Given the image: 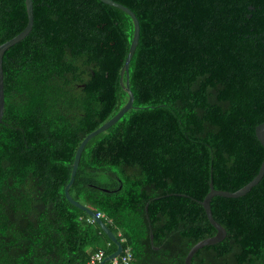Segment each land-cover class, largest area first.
Listing matches in <instances>:
<instances>
[{
	"label": "trees",
	"instance_id": "trees-1",
	"mask_svg": "<svg viewBox=\"0 0 264 264\" xmlns=\"http://www.w3.org/2000/svg\"><path fill=\"white\" fill-rule=\"evenodd\" d=\"M115 1L140 26L133 107L86 143L69 192L106 216L129 264H184L216 233L200 203L209 181L234 191L264 157V0ZM32 6L30 32L2 58L0 264H86L116 245L64 187L82 138L127 100L119 73L133 22L101 0ZM26 21L24 0H0V43ZM210 208L226 235L191 264H264V174Z\"/></svg>",
	"mask_w": 264,
	"mask_h": 264
},
{
	"label": "water",
	"instance_id": "water-1",
	"mask_svg": "<svg viewBox=\"0 0 264 264\" xmlns=\"http://www.w3.org/2000/svg\"><path fill=\"white\" fill-rule=\"evenodd\" d=\"M25 1V9H26V16H27V21L26 25L24 28L18 32L16 35L12 36L11 38L7 39L6 41L0 43V122L2 120V115H3V109H4V84H3V68H2V58L4 55V52L8 47L11 45L19 42L21 39H23L31 30L32 25H33V6H32V0H24ZM102 2L118 7L121 10L125 11L132 19L133 22V34L132 38L129 43V47L126 53V56L124 58L123 64L120 69L119 73V83L121 87L127 92V100L123 104V106L114 114L112 115L108 120L103 122L101 125H99L97 128L94 130L90 131L88 134H86L80 143L78 144L74 158L72 161L71 165V174H70V179L68 183L64 187V193L68 201H70L72 204L75 206L81 208L84 210L89 216H91L95 222L100 226L102 231L114 242L116 245V248L113 252L105 256L99 261V264H105L106 261L114 258L116 255H118L121 250H122V243L120 240L117 238V236L114 234V232L111 230V228L99 217L96 215L95 211L89 208L88 206L80 203L79 201L75 200L70 192L69 188L71 184L74 181L75 173L79 164L80 156L81 153L86 145V143L96 134L106 130L108 127H110L112 124H114L127 110L133 107V99L134 95L132 90L129 87V82H128V69H129V62L131 59V56L135 50V47L138 42L139 38V31H140V26H139V21L137 16L134 14V12L126 5L115 1V0H101ZM125 75V81L123 80V77ZM255 134L264 147V122H261L255 126ZM264 174V157L261 161V164L258 168L257 173L253 176L251 180H249L246 184L241 186L240 188L234 190V191H229V190H224V189H216L213 187L212 180L209 181V190L204 196V198L200 201V203L203 206V209L205 211V214L209 220V222L215 227L216 233L205 237L196 243H194L188 250L187 254L185 255L184 258V264H191V258L196 250L199 248L203 247L204 245L208 244H213L216 243L220 240H222L225 235H226V229L214 219L211 208H210V200L213 196L215 195H220V196H225V197H238L242 196L245 193H247L255 184L259 182V180L262 178ZM150 238L152 240L153 234L150 233ZM154 248H157L154 246Z\"/></svg>",
	"mask_w": 264,
	"mask_h": 264
},
{
	"label": "built area",
	"instance_id": "built-area-1",
	"mask_svg": "<svg viewBox=\"0 0 264 264\" xmlns=\"http://www.w3.org/2000/svg\"><path fill=\"white\" fill-rule=\"evenodd\" d=\"M97 216L101 219L106 217L102 212H95ZM88 220H93L91 216H89ZM107 222H111L110 219L107 218ZM121 242V239H119ZM102 251H95L91 254L90 258L86 262V264H95L97 261L102 259ZM133 258L132 251L129 247H122L121 252L116 255L114 258L108 260L109 264H129Z\"/></svg>",
	"mask_w": 264,
	"mask_h": 264
}]
</instances>
